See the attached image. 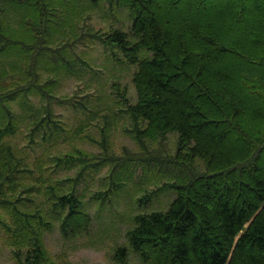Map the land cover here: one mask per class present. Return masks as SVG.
Here are the masks:
<instances>
[{
    "label": "trees",
    "instance_id": "obj_1",
    "mask_svg": "<svg viewBox=\"0 0 264 264\" xmlns=\"http://www.w3.org/2000/svg\"><path fill=\"white\" fill-rule=\"evenodd\" d=\"M246 1L259 16V36L247 29L232 42L236 23H249L237 15ZM262 5L0 0V240L15 264H72L48 251L47 234L56 231L64 242L88 234L90 210L115 203L126 190L132 199L124 242L113 247L117 264H129V253L145 264H264ZM118 8L128 24L114 26L121 22ZM9 10L15 24L7 22ZM95 16L106 29L93 25ZM97 42L134 66L135 101L123 86L114 102L138 152L127 146L115 152L104 127L98 152L80 146L102 109L108 127L113 109L105 97L99 108L88 93L60 97L83 112L76 124L55 110L60 81L94 62L74 47ZM43 53L63 64L39 63ZM168 134L175 137L173 151L155 155L151 145ZM160 192L174 197L153 206Z\"/></svg>",
    "mask_w": 264,
    "mask_h": 264
},
{
    "label": "rangeland",
    "instance_id": "obj_2",
    "mask_svg": "<svg viewBox=\"0 0 264 264\" xmlns=\"http://www.w3.org/2000/svg\"><path fill=\"white\" fill-rule=\"evenodd\" d=\"M250 1V0H249ZM156 7H159L156 2H154ZM250 3H247L244 6H241L237 9V15L241 19H248V25L243 22H237L234 28L232 29L229 39L232 42H240L245 38V35L253 32L256 36H259L258 28L260 26L259 16H253V10ZM4 6H7L4 4ZM195 8L200 7V5L195 4ZM262 5V9H263ZM237 8V7H236ZM118 11L121 12L118 22L114 20V26L120 24H128V20L125 16L127 12L123 8H118ZM236 11V9H235ZM203 17L207 16L206 13H202ZM7 22L10 24H15V17L12 11H8L6 14ZM13 22V23H12ZM92 23L95 27H100L106 29L107 26H103L102 23H105L100 17L95 16L92 20ZM247 23V22H246ZM255 27L252 30V25ZM251 26V28H250ZM247 29H249L247 31ZM39 44V43H37ZM48 43H46L47 45ZM24 43H22V46ZM89 44H78L74 47V50L77 51L80 56L91 55L93 57V65L90 68H87V71L80 72L77 76L66 77L62 79L59 84V87L56 89L58 98L54 103L56 112H60L64 115L66 119L70 122L76 124L81 118L84 117V114L81 110L75 109L70 103L67 102H58L60 97L64 95H71L76 93L78 97L83 96L85 93L92 95L94 98H98L100 103H97L96 106L99 108L104 104L101 101V96L105 97L107 103L112 106L111 111L107 113L111 115L109 119L108 127L105 123L104 115L106 114L103 109L101 110V115L91 121V124L86 126L85 133L90 134L91 138L84 139L80 143V146L90 152H98L99 140H100V127L108 128L106 133H108V139L111 142V148L115 152H120L122 146H127L131 151L138 152V144L133 139L131 132L129 131L130 126L129 122L125 118L123 111L119 110L118 106L114 102L118 95L117 87H125L127 89V96L130 97V101L134 102L136 95L134 86L132 83V75L134 72V66L127 65L116 60L115 56H112L110 52L108 53L103 49V46L98 42L87 47ZM49 48L44 50L48 52ZM12 54H10L11 56ZM59 57H61L59 55ZM39 63L49 64L51 66H56L58 64H63L62 60L56 56L51 60L49 55H44V53L37 58ZM54 61V62H53ZM91 69V70H90ZM242 93L239 88L238 94ZM264 105V104H262ZM114 111V112H112ZM233 128V126H231ZM240 133V132H239ZM232 138L235 139L236 135L231 133ZM235 135V136H234ZM237 139V137H236ZM175 146V137L173 134H168L166 138L156 141L151 145V148H155L158 153L155 155H161L162 150L164 154L171 153ZM157 171V168L153 167ZM160 173V172H158ZM149 187H153L151 184ZM160 196L158 200H155L153 206L162 207L171 197H174L168 192L159 193ZM116 201L113 204H105V206L99 210L95 211L92 208L90 213L94 216V223L92 230L83 236L73 240L64 242L58 232L54 231L53 233L47 234L46 236V246L49 252L54 254H62L67 260L72 264H117L116 260L113 258V247L116 244L124 242V231L123 227L126 224V218L129 216L130 204L129 202L132 199V192L129 190L118 192L114 197ZM106 200L105 202H107ZM93 205H96V201H90ZM92 205V206H93ZM0 264H15L11 258L9 249L1 242L0 240ZM129 264H145L139 257L135 254L129 253Z\"/></svg>",
    "mask_w": 264,
    "mask_h": 264
}]
</instances>
